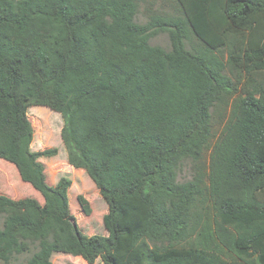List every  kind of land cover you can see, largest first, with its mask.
<instances>
[{"label":"trees","instance_id":"1","mask_svg":"<svg viewBox=\"0 0 264 264\" xmlns=\"http://www.w3.org/2000/svg\"><path fill=\"white\" fill-rule=\"evenodd\" d=\"M141 1L156 0H0V158L44 199L0 194V259L39 241L25 264H54L55 253L264 264V0H171L178 14L139 24ZM162 32L170 49L151 43ZM239 91L208 173L178 182L180 162L210 148L211 108ZM31 106L63 116L69 163L108 205L107 235L77 227L69 177L48 183L40 159L57 149H31Z\"/></svg>","mask_w":264,"mask_h":264},{"label":"rangeland","instance_id":"2","mask_svg":"<svg viewBox=\"0 0 264 264\" xmlns=\"http://www.w3.org/2000/svg\"><path fill=\"white\" fill-rule=\"evenodd\" d=\"M176 4L171 0H156L154 5L141 1L135 14V22L144 24L149 21L152 13L162 15H176L178 10ZM151 43L170 49V39L166 32L159 33L151 38ZM188 48H191L187 42ZM224 54V59H226ZM225 73L233 80H236V70L225 68ZM245 77L242 76L241 88L245 87ZM241 93L216 103L211 108L212 115V132L214 137L211 140L210 148L205 149L202 153L201 160L196 162L191 158H184L177 168V181L187 182L193 179L197 170L209 171V161L211 147L216 138L221 133L229 112L231 110L232 101ZM28 116L34 127L33 141L31 143L32 150H44L48 148H56L57 154L51 157H42L40 160L45 164V172L49 184H56L57 181L67 176L71 179L72 184L68 189L69 205L71 213L77 227L85 234H101L107 235V229L103 221L104 215L108 212V205L101 195L98 187L87 174L85 169L75 167L68 161V152L62 139V128L64 126V118L61 113L54 111L46 106H31L28 109ZM0 194L6 195L13 199H22L33 197L43 203V196L31 184L24 182L16 166L4 159L0 158ZM84 196L90 207L91 213L85 214L79 204L78 196ZM5 213H0V227L3 226ZM28 249L13 253L10 258L5 261L0 259V264H25L34 253L39 250V241H28ZM153 245V243H151ZM54 264H89L80 256L71 254L55 253L52 257ZM93 264H103L101 259H97Z\"/></svg>","mask_w":264,"mask_h":264}]
</instances>
